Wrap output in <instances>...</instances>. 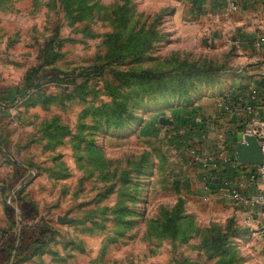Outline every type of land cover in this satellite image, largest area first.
I'll use <instances>...</instances> for the list:
<instances>
[{
  "label": "rangeland",
  "instance_id": "374dc122",
  "mask_svg": "<svg viewBox=\"0 0 264 264\" xmlns=\"http://www.w3.org/2000/svg\"><path fill=\"white\" fill-rule=\"evenodd\" d=\"M255 5L247 53L238 36L181 35L173 0H0V21L51 47L31 100L0 116L6 264H264L263 224L223 190L261 161ZM44 230L21 260L25 232Z\"/></svg>",
  "mask_w": 264,
  "mask_h": 264
},
{
  "label": "crops",
  "instance_id": "0c3cea01",
  "mask_svg": "<svg viewBox=\"0 0 264 264\" xmlns=\"http://www.w3.org/2000/svg\"><path fill=\"white\" fill-rule=\"evenodd\" d=\"M236 2L238 11L230 13L227 0H173L174 25L183 36L185 30L202 31L204 41L210 44H216L228 35L238 36L241 40L237 44V49L250 53L254 49L249 41L251 38L253 41L255 37L253 30L256 26L257 0H236ZM32 30L31 23L28 27L20 28L14 19L0 21V116H6L8 108L19 111L22 105L28 104L31 100V92L24 85L28 73L33 69H42V75L46 74L42 58L47 52V47H43L47 37L35 47L37 38L31 37ZM59 65L61 64L58 63L57 66L56 63L57 68ZM242 183L246 184L247 181ZM255 193L254 187L248 189L245 194L250 197ZM248 207L249 213H252L255 219L251 222L252 226L256 224L262 227L264 222L262 223L260 219L258 209ZM5 240L6 237L0 238V264H6L11 253L8 244L5 245ZM25 244L29 243L25 242ZM28 249L31 252L35 247L30 244Z\"/></svg>",
  "mask_w": 264,
  "mask_h": 264
},
{
  "label": "built area",
  "instance_id": "2783aa9c",
  "mask_svg": "<svg viewBox=\"0 0 264 264\" xmlns=\"http://www.w3.org/2000/svg\"><path fill=\"white\" fill-rule=\"evenodd\" d=\"M228 1V9L230 12L238 11V4L236 0H227ZM256 48V47H255ZM257 49V48H256ZM251 103L256 104L257 102H264V96L261 95L260 92H257L255 89L250 93ZM247 110L249 113L256 114L255 108L252 105L247 106ZM264 127V123L261 124ZM262 153L263 159L260 164L254 167L247 174V182L244 183H236L234 186H229L228 183H225L224 194L240 203L242 206H252L258 209V214L262 223L264 222V137L262 144ZM256 193L250 197H248L245 193L248 189L254 188ZM264 225V224H263ZM264 228V226H263Z\"/></svg>",
  "mask_w": 264,
  "mask_h": 264
},
{
  "label": "trees",
  "instance_id": "16d2710c",
  "mask_svg": "<svg viewBox=\"0 0 264 264\" xmlns=\"http://www.w3.org/2000/svg\"><path fill=\"white\" fill-rule=\"evenodd\" d=\"M50 48L51 47H47V51H49L50 50ZM39 71V69H33L31 72H30V74H27L26 75V77H25V79H24V85H25V82H27V84L28 83H30V81L32 80V78H31V76H33V74H35L36 72H38ZM26 84V85H27ZM29 86V85H28ZM37 87L38 85H36V84H34L33 83V85L31 86V87ZM28 217H29V215H28ZM27 219V218H26ZM49 233L48 232H46L45 230L43 231V232H41L40 234H39V236H37V238L38 239H36V236L33 238V236L34 235H32V233H26L25 232V235L24 236H22V238L20 239V243H19V247H18V255H22L23 254V251L25 252V251H28L29 249H28V246L30 245V244H37V245H41L42 243H41V241L43 242V240L45 239V238H47V235H48ZM33 238V239H32ZM25 241L26 242H28L29 244H25ZM25 244H23V243ZM27 248V249H26ZM23 249H25V250H23ZM34 250V249H33ZM38 250L37 249H35L34 251H32L31 253H29V254H26L25 256H23L22 258L23 259H21V260H25L27 257L29 258L30 256H33L36 252H37ZM20 262H16L15 261V263L14 264H19Z\"/></svg>",
  "mask_w": 264,
  "mask_h": 264
},
{
  "label": "water",
  "instance_id": "95a60500",
  "mask_svg": "<svg viewBox=\"0 0 264 264\" xmlns=\"http://www.w3.org/2000/svg\"><path fill=\"white\" fill-rule=\"evenodd\" d=\"M258 153L261 156V161L259 162V164H260L262 162V159H263V154H262V152L260 150L258 151Z\"/></svg>",
  "mask_w": 264,
  "mask_h": 264
}]
</instances>
